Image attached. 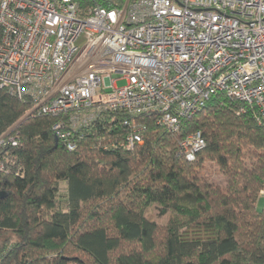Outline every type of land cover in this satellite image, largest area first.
Listing matches in <instances>:
<instances>
[{"label":"trees","instance_id":"obj_1","mask_svg":"<svg viewBox=\"0 0 264 264\" xmlns=\"http://www.w3.org/2000/svg\"><path fill=\"white\" fill-rule=\"evenodd\" d=\"M31 109L0 90V264H264V124L247 105L218 93L177 132L141 116L132 150L126 115L107 113L72 152ZM196 132L206 147L188 162Z\"/></svg>","mask_w":264,"mask_h":264},{"label":"built area","instance_id":"obj_2","mask_svg":"<svg viewBox=\"0 0 264 264\" xmlns=\"http://www.w3.org/2000/svg\"><path fill=\"white\" fill-rule=\"evenodd\" d=\"M0 26V90L57 118L70 152L107 113L126 115L121 147L132 150L146 130L137 118L177 132L218 93L264 124V0H0ZM205 147L192 133L178 154L193 162Z\"/></svg>","mask_w":264,"mask_h":264},{"label":"rangeland","instance_id":"obj_3","mask_svg":"<svg viewBox=\"0 0 264 264\" xmlns=\"http://www.w3.org/2000/svg\"><path fill=\"white\" fill-rule=\"evenodd\" d=\"M114 78H117V77H114ZM123 85H125V81H119L118 82V86L119 87H122ZM207 165H211L213 166L211 169V180L213 182H215L216 184H220V185H224L225 183V178L223 176H221L220 174L217 173V168H216V165L214 163H207ZM65 191V188L62 187V192ZM263 206V202L260 203V208Z\"/></svg>","mask_w":264,"mask_h":264}]
</instances>
